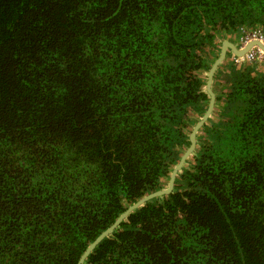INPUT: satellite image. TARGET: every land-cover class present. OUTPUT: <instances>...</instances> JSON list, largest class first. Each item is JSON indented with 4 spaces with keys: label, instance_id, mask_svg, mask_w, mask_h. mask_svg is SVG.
<instances>
[{
    "label": "trees",
    "instance_id": "trees-1",
    "mask_svg": "<svg viewBox=\"0 0 264 264\" xmlns=\"http://www.w3.org/2000/svg\"><path fill=\"white\" fill-rule=\"evenodd\" d=\"M254 31L264 0H0V264H78L168 188ZM232 56L174 191L85 264H264V64Z\"/></svg>",
    "mask_w": 264,
    "mask_h": 264
},
{
    "label": "water",
    "instance_id": "water-1",
    "mask_svg": "<svg viewBox=\"0 0 264 264\" xmlns=\"http://www.w3.org/2000/svg\"><path fill=\"white\" fill-rule=\"evenodd\" d=\"M255 47L260 48L264 52V45L260 41H253L249 44H247L244 48H238L236 45L229 41H225L222 44L221 47V53L217 60L214 62V64L211 66L209 73H208V80H207V91L210 95V102L208 105V109L202 119L196 124V126L193 128L191 135H190V142L191 145L187 149V151L184 153L182 158L180 159L179 164L177 167L173 170L171 178L169 180L168 188L156 191L152 194H149L142 198L137 203L129 206V208L115 221V223L109 227L106 231H104L86 250V252L83 254L81 259L79 260L78 264H85L88 257L93 253V251L96 249V247L107 237L111 236L117 228L123 223L124 220L128 218V216L133 213L135 210H137L139 207L145 205L147 202L166 195H170L175 188V182L177 175L179 172L184 168L186 161L189 159V157L193 154V152L196 149L197 146V135L201 128L206 124V122L209 120L211 115L214 112L215 104H216V94L213 89V83H214V77L217 70L220 68V66L225 62L228 52L231 51L236 57H243L246 54H248L252 49Z\"/></svg>",
    "mask_w": 264,
    "mask_h": 264
},
{
    "label": "built area",
    "instance_id": "built-area-1",
    "mask_svg": "<svg viewBox=\"0 0 264 264\" xmlns=\"http://www.w3.org/2000/svg\"><path fill=\"white\" fill-rule=\"evenodd\" d=\"M251 41H260L261 43L264 44V32H261V31H254V32H251V33H246L244 34L243 38H242V42L244 45L250 43ZM263 58L264 57V54L261 52V51H252L250 54L247 55V59L248 60H255L256 58ZM245 61V58H236L235 59V62L237 64H240L242 62Z\"/></svg>",
    "mask_w": 264,
    "mask_h": 264
},
{
    "label": "clouds",
    "instance_id": "clouds-1",
    "mask_svg": "<svg viewBox=\"0 0 264 264\" xmlns=\"http://www.w3.org/2000/svg\"><path fill=\"white\" fill-rule=\"evenodd\" d=\"M241 38V41H240V48H244L246 45H244L243 44V42H242V38H243V36L242 37H240ZM251 42H253V41H251ZM250 42V43H251ZM249 44V43H248ZM263 44V43H262ZM264 45V44H263ZM256 50H258V51H261L263 54H264V52L260 49V48H258V47H255L254 49H252L248 54H250L252 51H256ZM228 53H230V51L228 52ZM248 54H246L245 56H243V57H236L234 54H233V56H232V59H233V61H234V63L236 64V65H241V64H243V63H245L246 61H249V62H264V57L263 58H260V57H258V58H256L255 60H248L247 59V55ZM236 58H245V61L244 62H242V63H240V64H237L236 62H235V59Z\"/></svg>",
    "mask_w": 264,
    "mask_h": 264
},
{
    "label": "crops",
    "instance_id": "crops-1",
    "mask_svg": "<svg viewBox=\"0 0 264 264\" xmlns=\"http://www.w3.org/2000/svg\"><path fill=\"white\" fill-rule=\"evenodd\" d=\"M226 41H229V42L233 43L234 45H236L238 48H240V41H241L240 37H232V39L226 40ZM222 44H223V42H222ZM263 64H264V62H263ZM259 67H263L264 68V65H259Z\"/></svg>",
    "mask_w": 264,
    "mask_h": 264
},
{
    "label": "rangeland",
    "instance_id": "rangeland-1",
    "mask_svg": "<svg viewBox=\"0 0 264 264\" xmlns=\"http://www.w3.org/2000/svg\"><path fill=\"white\" fill-rule=\"evenodd\" d=\"M231 52V51H230ZM233 54V52H231Z\"/></svg>",
    "mask_w": 264,
    "mask_h": 264
}]
</instances>
